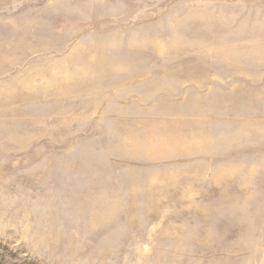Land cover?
Returning <instances> with one entry per match:
<instances>
[{
    "label": "rangeland",
    "instance_id": "obj_1",
    "mask_svg": "<svg viewBox=\"0 0 264 264\" xmlns=\"http://www.w3.org/2000/svg\"><path fill=\"white\" fill-rule=\"evenodd\" d=\"M0 264H264V0H0Z\"/></svg>",
    "mask_w": 264,
    "mask_h": 264
}]
</instances>
